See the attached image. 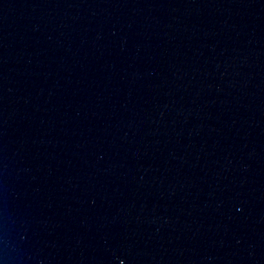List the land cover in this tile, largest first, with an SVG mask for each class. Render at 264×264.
<instances>
[{
	"label": "water",
	"instance_id": "1",
	"mask_svg": "<svg viewBox=\"0 0 264 264\" xmlns=\"http://www.w3.org/2000/svg\"><path fill=\"white\" fill-rule=\"evenodd\" d=\"M0 264H264V0H0Z\"/></svg>",
	"mask_w": 264,
	"mask_h": 264
}]
</instances>
